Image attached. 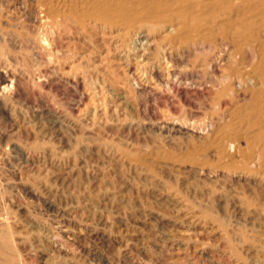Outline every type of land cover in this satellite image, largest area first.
Returning <instances> with one entry per match:
<instances>
[{
	"label": "rangeland",
	"instance_id": "rangeland-1",
	"mask_svg": "<svg viewBox=\"0 0 264 264\" xmlns=\"http://www.w3.org/2000/svg\"><path fill=\"white\" fill-rule=\"evenodd\" d=\"M0 2V89L8 84L7 92H0V216L5 218L0 236L8 237L1 245L3 261L255 264L264 254V185L258 176L264 174V163L260 173L251 175L237 164L227 165V159L221 162L210 147L213 134L204 132L238 99L222 93L229 82L222 78L232 72L230 51L196 47L186 52L185 46L170 43L164 31L117 36L107 30L84 32L71 22L50 30L28 16L31 0ZM48 201L54 203L49 208ZM57 223L75 236L60 235ZM9 240L16 241L12 245Z\"/></svg>",
	"mask_w": 264,
	"mask_h": 264
},
{
	"label": "bare ground",
	"instance_id": "bare-ground-1",
	"mask_svg": "<svg viewBox=\"0 0 264 264\" xmlns=\"http://www.w3.org/2000/svg\"><path fill=\"white\" fill-rule=\"evenodd\" d=\"M1 1V0H0ZM33 3L32 9L29 11L28 16L34 17L38 23L44 26L55 27L68 24L71 22L76 25L80 30L87 32L89 29H97L103 31H115L117 36L130 35L132 32H138L145 30L153 33L156 31L166 32L165 38L170 43L183 45L188 49L199 48H221L226 51H230L229 60L232 66V72L227 78H222L226 82L228 79V85L222 91L223 94L227 92L231 93V96H235L237 101L229 107L225 115H219L221 117L216 118V121H211L205 126V131L211 132L212 144L214 154H219L220 161L222 158L227 159V165L237 164L242 172L255 175L257 169L264 163V0H31ZM0 7L2 4L0 2ZM28 10V9H27ZM2 11V10H0ZM5 14V13H4ZM7 15V14H6ZM1 16V15H0ZM3 18V17H2ZM7 18V17H6ZM8 19V18H7ZM11 20V19H10ZM7 21V20H6ZM13 22V21H12ZM18 23V22H17ZM8 24V23H7ZM19 24H15L14 27H18ZM13 26V25H12ZM2 28V26H1ZM12 28V27H11ZM33 28V27H31ZM74 28V27H73ZM6 29V28H5ZM18 29V28H17ZM55 29V28H54ZM14 30V29H13ZM45 32V31H44ZM80 33V32H79ZM158 33V32H157ZM70 34V33H69ZM140 34V33H139ZM113 35H116L115 33ZM7 37V36H6ZM126 37V36H125ZM4 38V37H3ZM119 38V37H118ZM16 40V39H15ZM116 40V39H115ZM18 41V40H17ZM117 41V40H116ZM126 41V40H125ZM154 41V40H153ZM6 42V41H5ZM50 42V41H49ZM7 43V42H6ZM41 43V42H40ZM125 43V42H124ZM165 43V42H164ZM123 44V41H122ZM166 44V43H165ZM52 45V44H51ZM182 46L179 48L181 49ZM145 49V48H144ZM172 49V48H171ZM184 49V48H183ZM182 49V50H183ZM207 49V50H208ZM119 50V49H118ZM168 50V49H167ZM170 50V48H169ZM202 50V49H201ZM206 50V49H204ZM166 51V50H165ZM176 51V50H175ZM200 51V50H199ZM178 52V51H177ZM180 52V51H179ZM197 52V51H196ZM218 52V51H217ZM69 53V52H68ZM169 53V52H168ZM172 53V52H171ZM191 53V52H190ZM199 53V52H197ZM221 53V52H220ZM176 54V53H175ZM184 54V53H183ZM188 54V53H187ZM31 55V54H30ZM174 55V54H173ZM178 55V54H176ZM190 55V54H189ZM194 55V53H193ZM223 55V54H222ZM162 56V55H161ZM166 56V55H165ZM172 56V55H171ZM196 55H194L195 57ZM215 56V55H214ZM213 56V57H214ZM220 56V55H219ZM164 57V56H163ZM180 57V56H179ZM177 56L176 58L179 59ZM191 57V56H190ZM212 57V58H213ZM217 57V56H216ZM168 58V57H167ZM170 58V57H169ZM175 58V59H176ZM183 58V57H182ZM185 58V57H184ZM183 58V59H184ZM188 58V57H187ZM211 56L209 57V59ZM182 59V60H183ZM215 59V58H214ZM222 59V58H221ZM220 59V60H221ZM187 60V59H186ZM191 60V59H190ZM194 60V59H192ZM218 60V59H217ZM161 61V60H160ZM216 61V60H214ZM170 62V61H169ZM172 62V61H171ZM190 62V61H189ZM197 60L195 61V63ZM210 64L212 61H209ZM167 63V62H166ZM177 63V62H176ZM179 63V62H178ZM184 63V62H183ZM188 63V62H187ZM175 64V62H174ZM181 64V63H180ZM191 64V62L189 63ZM188 64V65H189ZM194 64V63H192ZM197 64V63H196ZM218 64V62H217ZM172 65V63H171ZM177 65V64H176ZM187 65V66H188ZM200 65V64H199ZM213 65V64H211ZM209 65V66H211ZM216 65V64H215ZM230 66V65H228ZM163 67V66H162ZM190 67V66H189ZM195 67V65H194ZM204 68V67H203ZM214 68V66H213ZM229 68V67H228ZM189 69V68H188ZM191 69V67H190ZM205 69V68H204ZM207 69V68H206ZM205 69V70H206ZM216 69V68H215ZM214 69V70H215ZM192 70H194L192 68ZM201 70V69H199ZM213 70V69H211ZM174 71V70H173ZM187 71V70H184ZM198 71V70H197ZM69 72V71H68ZM180 72V71H179ZM193 72V71H192ZM191 72V73H192ZM196 72V71H195ZM194 72V73H195ZM203 72V71H202ZM201 72V73H202ZM187 73V72H186ZM188 73H190L188 71ZM197 73V72H196ZM198 73H200L198 71ZM205 73V72H204ZM217 73V72H216ZM229 73V71L227 72ZM169 74H171L169 72ZM168 74V75H169ZM184 74V73H183ZM192 75V74H190ZM196 75V74H195ZM201 75V74H200ZM199 75V76H200ZM173 76V75H171ZM170 76V77H171ZM185 76V75H184ZM193 76V75H192ZM209 76V75H207ZM206 76V78H207ZM168 77V76H167ZM175 77V76H174ZM176 77H178L176 75ZM182 77V76H181ZM191 77V76H190ZM48 78V77H47ZM185 78V77H184ZM199 78V77H198ZM203 78V77H202ZM211 78V77H209ZM219 78V77H218ZM193 79V78H191ZM197 79V78H196ZM201 78H199L200 80ZM205 79V76H204ZM180 80V79H179ZM183 80V79H182ZM198 80V82H199ZM202 80V79H201ZM227 80V81H228ZM174 81V79H173ZM168 82V80H167ZM179 82V81H178ZM201 82V81H200ZM186 83V81H184ZM203 83V82H202ZM168 84V83H167ZM173 84V83H172ZM181 84V83H180ZM187 84V83H186ZM194 84V83H193ZM192 84V85H193ZM197 84V83H196ZM195 84V85H196ZM208 84V83H207ZM67 85V84H66ZM204 85V84H202ZM11 86V85H10ZM9 86V88H10ZM175 86V85H174ZM190 86V85H189ZM211 86V84H210ZM209 86V87H210ZM199 87V86H198ZM197 87V88H198ZM203 87V86H202ZM207 87V86H206ZM8 84L4 82L1 87L2 94L7 92ZM154 88V87H153ZM157 88V87H156ZM171 88V87H170ZM169 88V89H170ZM176 88V87H175ZM174 88V89H175ZM178 88V87H177ZM187 88V87H186ZM186 88L184 90H186ZM190 88V87H189ZM214 88V87H213ZM211 89V88H210ZM220 89V90H221ZM140 90V89H139ZM152 90V88H151ZM177 90V89H176ZM189 90V89H188ZM203 90V88H202ZM192 91V90H191ZM199 91V90H198ZM207 91V90H206ZM205 91V92H206ZM213 91V90H212ZM215 91V90H214ZM152 92V91H151ZM155 92V91H154ZM179 92V91H178ZM182 92V91H181ZM179 92V93H181ZM189 92V91H188ZM186 90V93H188ZM209 92V91H208ZM10 93V92H9ZM8 93V94H9ZM166 93V92H164ZM184 93V92H183ZM193 93V91H192ZM203 93V92H202ZM215 93V92H214ZM218 93V92H217ZM191 93H188V96ZM211 94V93H210ZM210 94H208L210 96ZM216 94V93H215ZM214 94V95H215ZM220 94V93H219ZM6 95V94H5ZM146 95V94H145ZM185 95V93L183 94ZM192 95V94H191ZM195 95V93H193ZM200 95V94H199ZM205 96V95H204ZM206 96V97H209ZM211 96H213L211 94ZM226 96V95H224ZM228 96V95H227ZM13 97V96H12ZM210 98V97H209ZM225 98V97H224ZM229 98V97H228ZM206 99V98H205ZM226 99V98H225ZM224 99V101H225ZM228 100V99H227ZM236 100V99H235ZM223 101V102H224ZM195 102V101H194ZM227 102V101H226ZM232 102V100H231ZM225 104V103H224ZM228 104V103H227ZM226 104V105H227ZM195 105V104H194ZM198 105V104H197ZM229 105V104H228ZM223 108H226L227 106ZM61 113V112H60ZM173 114V113H172ZM218 114V113H217ZM221 114V113H219ZM224 114V113H223ZM211 116V115H210ZM199 117V116H198ZM53 118V116H52ZM57 118V117H56ZM159 118V117H158ZM162 118V116H161ZM164 119V118H163ZM214 119V118H213ZM55 120V119H54ZM53 120V121H54ZM61 120V119H60ZM194 120V119H193ZM58 121V120H57ZM65 121V120H64ZM63 121V122H64ZM186 121V120H185ZM61 122V121H60ZM194 122V121H193ZM205 122V121H204ZM57 123V122H56ZM168 123V122H167ZM176 123V122H175ZM181 123V122H180ZM197 123V122H196ZM169 124V123H168ZM191 124V123H190ZM200 124V123H199ZM198 124V125H199ZM174 125V124H173ZM165 126V125H164ZM167 126V125H166ZM182 126V125H181ZM180 126V128H181ZM188 126V125H187ZM193 126V125H192ZM195 126V125H194ZM202 126V125H201ZM163 128V127H162ZM202 128V127H200ZM171 129V128H170ZM177 129V128H176ZM189 129V128H188ZM192 129V128H191ZM196 129V128H195ZM194 129V130H195ZM164 130V129H161ZM167 130V129H166ZM169 130V129H168ZM171 131V130H170ZM169 131V132H170ZM187 131V130H186ZM200 131V130H199ZM180 132V130H179ZM183 132V131H182ZM97 133V132H96ZM171 133V132H170ZM185 133V132H183ZM192 133V132H191ZM208 133V132H207ZM128 134V133H127ZM187 134V133H186ZM190 134V133H189ZM188 134V135H189ZM200 134H203L200 132ZM206 134V133H205ZM88 135V134H87ZM91 135V134H90ZM96 135V134H95ZM98 135V134H97ZM123 135V134H121ZM167 138V133L165 134ZM170 135V134H169ZM168 135V136H169ZM174 135V134H173ZM194 134L190 135L193 136ZM208 135V134H207ZM211 135V134H210ZM93 136V135H92ZM128 136V135H127ZM135 136V135H134ZM201 136V135H200ZM129 137V136H128ZM158 137V136H157ZM164 137V136H163ZM197 137V136H196ZM202 137V136H201ZM176 137H169L168 139ZM206 138V137H205ZM105 139V138H104ZM125 139V138H124ZM177 139V138H176ZM209 139V138H208ZM91 140V139H90ZM110 140V139H109ZM167 140V139H166ZM178 140V139H177ZM199 140V139H198ZM206 140V139H205ZM210 140V139H209ZM176 141V140H175ZM186 141V140H185ZM202 141V140H201ZM95 142V141H94ZM123 142V141H121ZM207 142V141H206ZM171 143V142H170ZM200 143V142H199ZM204 144V143H203ZM202 144V145H203ZM206 144V143H205ZM209 144V145H210ZM144 145V144H142ZM172 145V144H171ZM169 145L168 147H170ZM182 145V144H181ZM191 145V144H190ZM201 145V144H200ZM145 146V145H144ZM86 147V146H85ZM174 147V146H173ZM202 147V146H200ZM206 146H204L205 148ZM190 148V147H189ZM203 150H206L204 149ZM177 149V148H176ZM189 150V149H188ZM194 150V149H193ZM192 150V151H193ZM104 151V150H102ZM179 151V150H178ZM187 151V150H186ZM185 151V152H186ZM197 151V150H196ZM201 151V149H200ZM208 151V150H206ZM211 151V150H210ZM203 152V151H202ZM106 153V152H105ZM183 153V152H182ZM190 153V152H189ZM201 153V152H200ZM166 154V153H165ZM188 154V153H187ZM193 154V153H192ZM192 154H189L190 156ZM206 154V153H205ZM209 154V153H208ZM95 155V154H94ZM189 155L187 157H189ZM211 155V153H210ZM184 156V155H183ZM182 156V157H183ZM214 156V155H213ZM121 157V156H120ZM185 157V156H184ZM204 157V156H203ZM209 157V156H208ZM212 157V155H211ZM210 157V158H211ZM222 157V158H221ZM122 158V157H121ZM196 158V157H194ZM205 159L207 157H204ZM217 158V156H216ZM183 159V158H182ZM193 159V158H192ZM203 159V158H202ZM213 159V158H212ZM142 160V159H141ZM170 160V159H169ZM173 160V159H172ZM209 160V158L207 159ZM206 160V161H207ZM214 160V159H213ZM212 160V162H213ZM110 161V160H109ZM112 161V160H111ZM146 161V160H143ZM142 161V162H143ZM196 161V160H195ZM198 161V158H197ZM204 160H202L203 162ZM113 162V161H112ZM201 162V161H200ZM205 162V161H204ZM215 162V161H214ZM213 162V163H214ZM219 162V161H217ZM215 162V163H217ZM222 162V161H221ZM146 162L142 164L144 166ZM189 163V162H188ZM199 162H197L198 164ZM207 163H211L207 161ZM206 163V164H207ZM214 163V164H215ZM107 164V163H106ZM141 164V163H140ZM175 164V163H174ZM192 164V162H191ZM201 164V163H200ZM204 166V163H202ZM147 164L148 169L150 168ZM173 165V163L171 164ZM219 165H221L219 163ZM224 165V164H223ZM233 165V166H234ZM181 166V165H180ZM206 166V165H205ZM210 166V165H209ZM213 166V165H212ZM236 166V165H235ZM263 166V165H262ZM118 167V166H117ZM146 167V168H147ZM154 167V166H153ZM181 167H184L183 165ZM197 167V165H196ZM207 167V166H206ZM218 167V166H217ZM224 167V166H223ZM222 167V170H223ZM226 167V166H225ZM238 167H234V170ZM178 168V166H177ZM186 168V167H185ZM188 168V167H187ZM199 168V167H198ZM201 168V167H200ZM213 168V167H212ZM221 168V167H218ZM233 168V167H232ZM262 168V167H261ZM264 168V167H263ZM161 169V168H160ZM179 169V168H178ZM181 169V168H180ZM183 169V168H182ZM216 169V167H215ZM228 169V168H225ZM224 169V171H225ZM15 170V169H14ZM150 170V169H149ZM152 170V169H151ZM187 170V169H186ZM196 170V169H194ZM198 170V169H197ZM201 170V169H200ZM210 170V169H209ZM218 170V169H216ZM239 170V169H238ZM167 171V170H166ZM189 171V168L188 170ZM191 171V170H190ZM189 171V172H190ZM233 171V170H232ZM231 171V172H232ZM168 172V171H167ZM166 172V173H167ZM196 172V171H195ZM199 172V171H197ZM204 172V171H202ZM209 174L210 171L207 170ZM214 172V171H212ZM219 172V171H218ZM223 172V171H222ZM238 172V171H237ZM260 173V171L258 170ZM257 172V173H258ZM170 173V172H169ZM187 173V172H186ZM206 173V172H205ZM224 173V172H223ZM228 173V172H227ZM233 173V172H232ZM264 173V172H263ZM230 174V173H228ZM246 174V175H247ZM208 175V174H206ZM245 176V174H244ZM259 180L264 185V174H259ZM168 177V176H167ZM207 177V176H206ZM230 177V175H229ZM228 177V178H229ZM176 178V177H175ZM225 178V177H222ZM241 178V176H240ZM174 179V178H173ZM247 179V178H246ZM254 179V178H252ZM257 179V178H256ZM206 180V179H205ZM228 180V179H227ZM240 180V179H239ZM244 180V179H243ZM255 180V179H254ZM208 181V180H207ZM210 181V180H209ZM208 181V182H209ZM173 182V181H172ZM191 182V181H190ZM189 182V183H190ZM247 182V181H246ZM249 182V181H248ZM247 182V183H248ZM253 182V181H252ZM259 182V181H258ZM210 183V182H209ZM213 183V182H212ZM243 184L245 182H242ZM241 183V184H242ZM214 184V183H213ZM246 184V183H245ZM259 184V183H258ZM188 185V183H187ZM190 185V184H189ZM202 185V184H201ZM204 185V184H203ZM224 185V184H222ZM221 185V186H222ZM238 185V184H237ZM253 185V184H252ZM184 186V185H183ZM219 186V185H218ZM219 186V187H221ZM234 186V185H233ZM246 186V185H245ZM256 184V189H257ZM186 187V186H185ZM195 187V186H194ZM203 187V186H202ZM217 187V186H215ZM231 186H229L228 189ZM241 187V186H240ZM247 187L250 188L248 185ZM246 187V188H247ZM218 188V187H217ZM224 188V186H223ZM226 188V187H225ZM255 188V187H254ZM259 188V187H258ZM261 188V187H260ZM215 189V188H214ZM222 189V188H221ZM238 189V188H237ZM252 189V188H251ZM263 189V188H262ZM186 190V189H185ZM203 190V189H202ZM233 190V188H232ZM242 190V189H241ZM253 190V189H252ZM261 190V189H259ZM34 191V190H33ZM229 191V190H228ZM234 191V190H233ZM249 191H251L249 189ZM262 191V190H261ZM264 191V190H263ZM29 192V191H28ZM194 192V191H193ZM210 191L207 193L209 194ZM220 192V189H219ZM232 192V191H231ZM244 192V191H242ZM252 192V191H251ZM257 192H259L257 190ZM256 192V193H257ZM188 193V192H187ZM218 193V192H217ZM237 193V192H236ZM239 193V192H238ZM225 194V193H223ZM227 194H230L227 192ZM235 193H232L234 195ZM242 194V193H241ZM244 194H246L244 192ZM251 194V193H249ZM253 194V193H252ZM260 194V193H258ZM263 194V192H262ZM184 195V194H183ZM215 195V193H213ZM220 195V194H219ZM198 196V195H197ZM224 196V195H222ZM254 197V195H252ZM202 197V196H201ZM214 197V196H213ZM216 197V196H215ZM246 197L247 194H246ZM251 197V198H253ZM256 197V196H255ZM253 200L256 201V198ZM258 197V196H257ZM174 198V197H173ZM177 198V197H176ZM191 198V197H190ZM193 198V196H192ZM227 198V197H226ZM236 197H234L235 199ZM242 198V197H241ZM249 198V197H248ZM202 199V198H201ZM221 199V196L220 198ZM218 199V200H219ZM223 201L229 202L227 199L222 198ZM237 199V198H236ZM245 199V198H244ZM217 200V198L215 199ZM240 200V199H237ZM11 201V200H10ZM44 201V200H43ZM46 201V199H45ZM44 201V202H45ZM221 201V200H220ZM231 201V200H230ZM245 201V200H244ZM263 201V200H262ZM232 202V201H231ZM248 202V201H246ZM254 202V201H253ZM257 202V201H256ZM53 203V202H51ZM46 202V206L49 208L51 204ZM221 203V202H220ZM223 203V202H222ZM206 204V203H205ZM240 204V203H237ZM45 205V204H44ZM220 205V204H217ZM227 205V204H225ZM231 205V204H229ZM253 205V204H252ZM262 205V204H261ZM224 206V205H222ZM221 206V207H222ZM233 206V204H232ZM230 206V207H232ZM248 205H245V207ZM255 206V204H254ZM257 206V205H256ZM182 207V206H181ZM226 207V206H225ZM228 207V206H227ZM241 207V206H240ZM249 207V206H248ZM252 207V206H251ZM259 207V206H258ZM57 208V207H56ZM238 208V207H237ZM250 208V207H249ZM249 208L247 209L249 211ZM257 208V207H256ZM3 209V208H2ZM221 209V208H220ZM242 209V208H241ZM245 209V208H243ZM264 209V208H263ZM262 209V210H263ZM53 210V209H52ZM51 210V211H52ZM179 210V209H178ZM235 210V208H234ZM233 210V211H234ZM251 210V209H250ZM1 211V210H0ZM58 211V210H57ZM56 211V212H57ZM212 211V210H211ZM227 211V210H225ZM231 211V210H230ZM257 211V210H256ZM3 212V211H1ZM242 212V211H241ZM247 212V211H246ZM254 212V211H253ZM258 212V211H257ZM264 212V211H263ZM176 213V212H175ZM213 213V212H212ZM251 213V212H250ZM2 214V213H1ZM57 214V213H56ZM151 214V213H149ZM153 214V212H152ZM217 214V213H216ZM240 214V213H238ZM249 214V212H248ZM252 214V213H251ZM256 214V213H255ZM255 214H253L255 216ZM66 215V214H65ZM158 215V214H155ZM166 215V214H165ZM3 216V215H2ZM6 216V215H5ZM8 216V215H7ZM249 216V215H248ZM4 217V216H3ZM157 217V216H155ZM61 217H59L60 219ZM145 218V217H144ZM152 218V217H151ZM154 218V217H153ZM165 218V216H164ZM171 218V217H170ZM216 218V217H214ZM5 219V218H4ZM3 218L0 216V226L4 223ZM7 219V217H6ZM13 219V218H12ZM181 219V218H180ZM179 219V220H180ZM219 219V218H218ZM251 219V218H250ZM253 219V218H252ZM259 219V217H258ZM262 219V217H261ZM56 220V219H55ZM157 220L162 221V217H157ZM166 220V219H164ZM177 220V219H175ZM58 221V220H57ZM167 221V220H166ZM171 221V220H170ZM169 221V223H170ZM198 221V220H197ZM222 221V220H221ZM227 221V220H226ZM254 221V220H252ZM262 221V220H258ZM9 222V220H8ZM62 222V221H60ZM118 222V221H117ZM158 222V221H157ZM190 222V221H187ZM7 223V221H6ZM56 223V222H55ZM160 223V222H158ZM166 223V222H165ZM172 223V222H171ZM184 223V222H176ZM174 222V224H176ZM225 223V222H224ZM243 223V222H242ZM33 224V223H32ZM66 224V223H65ZM163 224V223H162ZM189 224V223H188ZM251 224V223H250ZM4 225V224H3ZM6 225V224H5ZM57 232L64 236H75V232L65 227L64 225L57 223ZM183 225V224H182ZM225 225V224H224ZM227 225V224H226ZM39 226V225H38ZM67 226V225H66ZM163 226V225H162ZM180 226V225H179ZM191 226V225H190ZM193 226V224H192ZM251 226V225H250ZM263 226V225H262ZM34 227V226H33ZM42 227V225H41ZM198 228V227H197ZM260 228V227H258ZM6 229V228H5ZM188 229V228H187ZM263 230V228L261 227ZM3 230V229H2ZM1 230V231H2ZM199 230V229H198ZM212 230V229H211ZM236 230V229H235ZM257 230V229H256ZM5 232V230H3ZM2 231V232H3ZM76 231V230H75ZM225 231V229H224ZM258 231V230H257ZM264 231V230H263ZM42 232V231H41ZM78 232V231H77ZM149 232V231H148ZM260 232V231H259ZM83 233V232H82ZM54 234H57L54 232ZM79 234V233H77ZM165 234V233H164ZM232 234H234L232 232ZM253 234H257L256 232ZM47 235V234H46ZM243 235V234H242ZM252 235V234H251ZM264 235V234H263ZM262 235V237H264ZM45 236V235H43ZM54 236V235H53ZM57 236V235H55ZM63 236V237H64ZM82 236V235H81ZM169 236V235H168ZM245 236V234H244ZM242 236V237H244ZM250 236V234H249ZM253 236V235H252ZM257 236V235H256ZM49 237V236H48ZM157 237V236H156ZM232 237V236H231ZM235 237V236H234ZM233 237V238H234ZM247 237V235H246ZM7 236H0V250L1 245L7 244ZM54 238V237H52ZM177 238V237H176ZM250 238V237H249ZM252 238V237H251ZM17 239V238H16ZM36 239V238H35ZM171 239V238H170ZM169 239V240H170ZM13 240V239H12ZM12 240H9L12 241ZM21 240V239H20ZM39 240V239H38ZM45 240V239H44ZM50 240V239H48ZM54 240V239H53ZM146 240V239H145ZM151 240V239H150ZM187 240V239H186ZM239 240V239H238ZM261 240H264L263 238ZM16 241V240H15ZM14 241V242H15ZM36 241V240H35ZM51 241V240H50ZM66 241V240H65ZM178 241V240H176ZM234 241V240H233ZM236 241V238H235ZM258 241V240H257ZM13 242V241H12ZM10 242L12 245L13 243ZM25 242V241H24ZM23 242V243H24ZM32 242V241H31ZM172 242V241H171ZM174 242V241H173ZM181 242V241H180ZM232 242V241H231ZM249 242V241H248ZM246 242V243H248ZM39 243V242H38ZM161 243V242H160ZM175 243V242H174ZM179 243V242H178ZM182 243V242H181ZM180 243V246H181ZM244 243V242H243ZM260 243V240L259 242ZM30 244V243H29ZM67 244V243H66ZM143 244V243H142ZM177 244V243H176ZM229 244V243H228ZM263 244V243H262ZM34 245V244H33ZM46 245V244H45ZM162 245V244H161ZM238 245V244H237ZM235 245V247H237ZM260 245V244H259ZM29 246V245H28ZM32 246V245H31ZM58 246V245H57ZM179 246V245H178ZM239 246V245H238ZM242 247V245H240ZM245 246V245H244ZM9 247V246H8ZM35 247V246H34ZM37 247V246H36ZM39 247V246H38ZM37 247V248H38ZM41 247V246H40ZM54 247V246H53ZM72 247V246H71ZM255 247V246H254ZM89 248V247H88ZM197 248V247H196ZM200 248V247H199ZM239 248V247H237ZM258 248V247H257ZM261 248V247H260ZM157 249V247H156ZM179 249V248H178ZM194 249V248H193ZM252 249V248H251ZM255 248L252 250L254 251ZM262 249V248H261ZM31 250V249H29ZM60 250V249H59ZM66 250V249H65ZM197 250V249H196ZM195 250V252H196ZM3 251V248H2ZM8 251V250H7ZM6 251V252H7ZM160 251V250H159ZM158 251V252H159ZM170 251V250H169ZM213 251V250H212ZM215 251V250H214ZM243 251V250H242ZM250 251V250H249ZM257 251V250H256ZM263 251V250H261ZM12 253L11 251H9ZM30 252V251H29ZM32 252V251H31ZM37 252V251H34ZM43 252V251H42ZM128 252V251H127ZM194 252V253H195ZM201 252V251H200ZM203 251L201 254H207ZM241 252V250H240ZM248 252V250H247ZM5 253V251H4ZM8 253V252H7ZM39 253V251H38ZM160 253V252H159ZM167 253V252H164ZM174 253H178L177 250ZM199 253V252H198ZM213 253V252H212ZM249 253V252H248ZM257 252L254 253V255ZM13 254H15L13 252ZM41 254V253H40ZM45 254V253H44ZM126 254V252L124 253ZM161 254V253H160ZM163 254V253H162ZM161 254V255H162ZM211 254V252L209 253ZM208 254V256H210ZM222 254V253H221ZM253 254V253H252ZM3 255V254H2ZM9 255V254H8ZM31 255V254H30ZM33 255H35L33 253ZM61 255V254H60ZM168 255V254H167ZM170 255V253H169ZM194 255V254H193ZM198 255V254H197ZM247 255V254H246ZM251 255V254H250ZM158 256V255H157ZM160 256V255H159ZM191 256V255H190ZM199 256V255H198ZM204 256V255H203ZM207 257V255H205ZM214 256V255H211ZM210 256V257H211ZM219 256V255H218ZM259 256V255H257ZM9 257V256H8ZM14 257V256H13ZM16 257V256H15ZM125 257V256H124ZM122 257V258H124ZM128 257V256H127ZM161 257V256H160ZM164 257V254H163ZM167 257V256H166ZM170 257V256H168ZM192 257V256H191ZM190 257V258H191ZM197 257V256H195ZM202 257V255H201ZM206 257H204L206 259ZM217 257V256H216ZM215 259L218 258L217 257ZM4 256L0 255V263L16 264L14 260L10 262L3 261ZM22 258V257H21ZM20 258V259H21ZM174 258V257H173ZM209 257H207L208 259ZM214 258V257H213ZM240 258V257H239ZM100 259V258H99ZM109 259V258H108ZM189 259V256L188 258ZM193 259V258H192ZM198 259V258H197ZM212 259V258H209ZM245 259V258H244ZM247 259V258H246ZM253 259V257H252ZM250 258V260H252ZM255 259V258H254ZM253 259V260H254ZM83 260V259H82ZM106 260V259H105ZM154 260V259H153ZM172 261V259H170ZM176 260V259H174ZM238 260V259H237ZM241 260V258H240ZM249 260V259H248ZM156 261V260H154ZM193 261V260H192ZM199 261V260H198ZM201 261V260H200ZM199 261V262H200ZM246 261V260H245ZM134 262V261H133ZM131 262V263H133ZM169 262V261H168ZM175 262V261H174ZM177 262V261H176ZM183 262V261H182ZM187 262V261H186ZM248 262V261H247ZM257 264H264V254L261 257L255 259ZM23 263V261H22ZM140 263V262H139ZM180 263V261L178 262ZM185 263V262H184ZM190 264L192 262H189ZM195 263V260L193 261ZM197 263V262H196ZM204 263V262H203ZM202 263V264H203ZM212 263V262H211ZM246 263V262H245ZM255 263V264H256ZM173 264V263H172ZM183 264V263H182ZM217 264V263H215ZM219 264V263H218ZM247 264V263H246Z\"/></svg>",
	"mask_w": 264,
	"mask_h": 264
}]
</instances>
